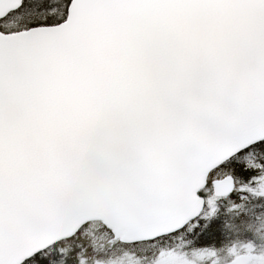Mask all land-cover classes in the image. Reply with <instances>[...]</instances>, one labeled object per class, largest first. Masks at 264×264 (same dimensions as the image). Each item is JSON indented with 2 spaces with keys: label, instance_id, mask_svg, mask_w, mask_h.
Instances as JSON below:
<instances>
[{
  "label": "snow or ice",
  "instance_id": "6c2138e0",
  "mask_svg": "<svg viewBox=\"0 0 264 264\" xmlns=\"http://www.w3.org/2000/svg\"><path fill=\"white\" fill-rule=\"evenodd\" d=\"M0 264H264V0H0Z\"/></svg>",
  "mask_w": 264,
  "mask_h": 264
}]
</instances>
